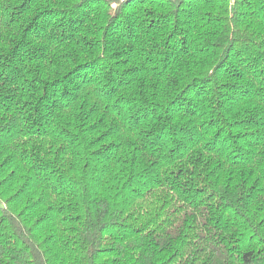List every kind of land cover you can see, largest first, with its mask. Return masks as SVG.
<instances>
[{
    "label": "trees",
    "instance_id": "16d2710c",
    "mask_svg": "<svg viewBox=\"0 0 264 264\" xmlns=\"http://www.w3.org/2000/svg\"><path fill=\"white\" fill-rule=\"evenodd\" d=\"M0 264H264V0H0Z\"/></svg>",
    "mask_w": 264,
    "mask_h": 264
}]
</instances>
